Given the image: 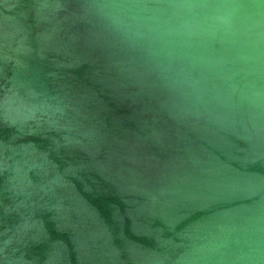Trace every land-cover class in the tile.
I'll return each instance as SVG.
<instances>
[{"label": "water", "instance_id": "obj_1", "mask_svg": "<svg viewBox=\"0 0 264 264\" xmlns=\"http://www.w3.org/2000/svg\"><path fill=\"white\" fill-rule=\"evenodd\" d=\"M0 264H264V0H0Z\"/></svg>", "mask_w": 264, "mask_h": 264}]
</instances>
